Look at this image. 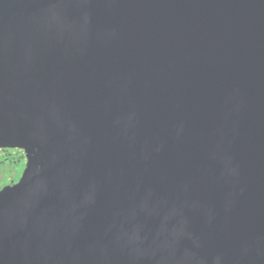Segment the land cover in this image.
I'll list each match as a JSON object with an SVG mask.
<instances>
[{"label":"water","instance_id":"obj_1","mask_svg":"<svg viewBox=\"0 0 264 264\" xmlns=\"http://www.w3.org/2000/svg\"><path fill=\"white\" fill-rule=\"evenodd\" d=\"M0 264H264V0H0Z\"/></svg>","mask_w":264,"mask_h":264},{"label":"flooded vegetation","instance_id":"obj_2","mask_svg":"<svg viewBox=\"0 0 264 264\" xmlns=\"http://www.w3.org/2000/svg\"><path fill=\"white\" fill-rule=\"evenodd\" d=\"M30 155L34 156V152L28 144L0 143V192L19 184Z\"/></svg>","mask_w":264,"mask_h":264}]
</instances>
